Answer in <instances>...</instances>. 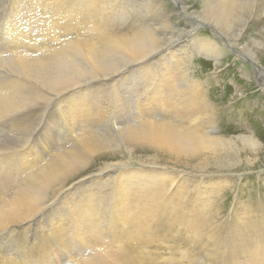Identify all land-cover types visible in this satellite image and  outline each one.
I'll return each mask as SVG.
<instances>
[{
    "label": "bare ground",
    "instance_id": "obj_1",
    "mask_svg": "<svg viewBox=\"0 0 264 264\" xmlns=\"http://www.w3.org/2000/svg\"><path fill=\"white\" fill-rule=\"evenodd\" d=\"M1 3L0 17L5 13L6 18L0 21V45L5 47L3 53L15 57V67L5 68L0 73V185L14 177L22 178L24 172L22 170L19 173L20 166L26 167V172L31 171L30 177L28 176L31 181H28L35 188L24 185L25 188L14 191L13 196L1 203L0 232L10 233L15 228L25 231L31 224L38 226L45 213L53 209L50 221L42 223L39 229L37 227L41 232L39 239L48 244L49 248L47 251L43 250V257L38 253L39 248L27 257L21 255L24 259L19 264H50L53 258L52 264L56 261L63 264L61 259L66 253L72 264H166L167 260L172 264H185L173 259L176 257L173 255L177 253L175 248H167L156 241L158 238L155 241L143 238L139 231L145 226L148 230L155 231L160 220L166 218L165 215H171L185 227L193 224L196 227L191 230L197 231L201 223L197 220V214L190 209L191 204L198 203L195 194L201 198L210 197L208 185L212 188L213 184L202 180L197 184V188L201 190L192 188L186 192L189 180L176 175L173 177L163 167L136 168L128 163H120L109 164L107 170L99 171L97 176H91L92 172L86 173L85 170V176H79L81 178L72 183L70 188H64L66 177L63 173L66 166H69L73 176L79 168L87 167L92 159L97 158L102 149L108 148L109 139L98 138L104 134H113V141L129 144L125 147L130 148L146 144L198 155L215 149L220 140L215 133L205 134L206 125H215L214 110L202 94L200 84L195 79L188 78L186 73L189 70L184 66H190L195 51L211 55L218 63L222 49L214 40L198 39L193 34L195 28L203 26L201 23L191 31L180 32V35L186 34V37L191 38L186 45L195 49L193 53L186 54L183 61L178 54L183 46L180 48L181 44L179 47L173 45L176 37L172 32L174 25L161 0H0ZM175 3L180 5L179 2ZM213 3L218 9L212 6ZM126 4L128 5L125 6ZM254 5L259 7L257 20L261 21L264 0H207L204 13L210 21L220 26L223 34L226 33L232 39L231 43H237L240 37L248 36L251 23L258 24L255 18L242 17L245 10ZM125 21L131 23L124 24ZM237 23L242 26H238L236 31ZM86 27L97 31L80 36L79 32ZM191 33L193 36H190ZM248 38L250 42L259 41L250 36ZM39 52H45L51 62L57 61L55 66H59L62 72L63 68L60 69V66L63 65L67 80H58V83L50 87L44 84H40L44 87L38 86L37 80L29 74L31 70L27 65L34 58L33 54ZM253 55V59L260 63L256 51ZM108 56L119 57L120 64L115 72L105 74L102 71L107 65ZM155 56L158 60L150 63ZM32 62L38 67L46 66V62L40 57L32 59ZM48 63L50 62L46 64ZM54 72L52 73L58 78L59 72L55 69ZM64 72L61 74H65ZM241 73L252 82L253 78L247 71L242 70ZM90 75L95 79L89 80L92 77ZM86 80L89 81L85 82ZM112 80H118L112 87L115 98L94 92L98 83ZM125 85L127 90L121 95V88ZM241 96L239 94L236 98ZM131 97L135 98L134 103L132 100L129 105L134 116L127 120L109 118L106 121L105 114L124 109L123 102ZM155 112L160 114L156 115ZM55 113L59 119L53 122ZM56 122L61 127L60 130L55 127ZM44 123V130L37 137L36 133ZM47 136L70 140L72 147L65 151L67 155H71L67 163H63L56 155L43 165L50 149L49 144H44ZM253 138L257 140L255 136ZM72 148L84 151L85 155H78L77 149V152L71 153ZM107 176L110 183L106 184L112 186L108 190H100L93 184L86 186L92 183V178L94 181V177L107 182ZM26 178L23 180L26 181ZM46 190L55 194L61 192L57 196H63V200L58 205L60 199L40 208V196ZM182 190V195H178L180 198L175 200L174 195ZM54 199L55 196L52 200ZM214 205L221 206L220 203H212L208 210L211 213ZM217 210L215 208L214 212ZM243 212L245 217L242 220L231 219L232 221L225 222L228 219L217 211L218 220L220 219L216 223L218 230L214 233L207 232V239L219 246L232 242L233 236L226 232L227 225L234 228L239 223L236 230L239 238L241 237L242 246L253 249L264 246L259 245L258 241L264 239V218L252 220L249 208H243ZM144 229L142 231L146 230ZM48 230L53 231L50 232L53 234L51 238L45 237L49 234ZM26 239L27 237L24 242ZM34 239L37 243L38 236ZM153 245L155 249L152 250L150 247ZM78 251L83 254L87 251L86 254H89L80 255ZM4 261L5 264H18L17 260Z\"/></svg>",
    "mask_w": 264,
    "mask_h": 264
},
{
    "label": "rangeland",
    "instance_id": "obj_2",
    "mask_svg": "<svg viewBox=\"0 0 264 264\" xmlns=\"http://www.w3.org/2000/svg\"><path fill=\"white\" fill-rule=\"evenodd\" d=\"M161 1L166 7L167 15L169 16L172 25H174L172 32L176 35V37L174 38L175 43L173 45L174 46L178 45L179 47V45L181 44L180 48L181 46H183V48H181L178 53L179 57H182L183 61L185 59L184 57L186 56V54H189L191 52L193 53L195 49L193 50L191 46L186 45L190 37H186V34L182 36L180 35V32H183V30L191 31L193 27H196L201 23L203 26L195 28L194 33L193 31L192 33L198 39L209 38L211 40H214L218 45V47L222 49L218 63L212 57H210L211 55H207L203 52L195 51L193 53V59L191 60L190 66L189 65L184 66L186 67V69L189 70L186 73L188 78L192 80L195 79L194 81H197L200 84V89L202 91V94L206 96V98L210 103L211 108H213L214 110L215 118H216L215 125L213 126L212 124L206 125L205 134L211 135L215 133V136L220 140L218 142L219 145L214 147L215 149L204 152L203 154L202 153H200L199 155L190 154V153L184 154L179 151L176 152L175 150L173 151L165 148L161 149L159 147L155 148V146H150V145L149 147L146 144L144 145L139 144L136 147L134 146L133 148L125 147L129 144H124L120 141H113L112 140L114 136L113 134H110L112 136H110L109 134H104V136L98 138H100V140L109 139V141H107L109 143L108 146L109 149L108 148H105L104 150L102 149L98 153L97 158L92 159L87 167L79 168L78 171L73 174V176H71V172L69 169L70 167L66 166L64 170L65 174L63 173V176L66 177L64 188L66 187L70 188V185L72 183H76V181L79 178L85 176L87 171H91L92 172L91 176H95L96 174L98 175L99 171L107 170L106 167L109 164L115 165L120 163L123 164L128 163L132 167H136V168L163 167L168 171L169 175H172L173 177H175L174 175H176L189 180L188 181L189 185H186L185 187L186 192L190 191L192 188L198 189L197 184L202 180L205 182L207 181L213 184L212 188L210 185H208L210 187L208 192H211L210 197L206 198L203 196V198H201L198 194H195V196L197 195L196 198L198 199V203L197 204L192 203L191 204L192 207L190 208L194 213L197 214V220H199V222L201 223V224L199 223L200 225L198 230L194 231L196 234H194V232L191 230V228L193 230L195 229L194 228L195 225L190 224V226L186 225L185 227V225L180 224V221L178 219H177L178 221H176L174 220L175 218L172 217L171 215L169 216L165 215L166 218L163 219L166 221L164 222L163 219L160 220L159 222L160 225L155 231L148 230V227L145 226L144 228L146 230L143 228L145 231H142L143 229L139 231V234L141 233L140 236L141 237L144 236L143 238L148 237V239H152L154 241L155 238H158V240L156 241L160 242L167 248H175L177 253L173 255L176 256L173 259L175 261H181V263L184 262L185 264H264V246L253 249V248H247V246L245 245L244 246L241 245L242 240L241 237L239 238L238 235L239 232L236 230L237 229L236 227L239 223L234 225V228L233 226L227 225L226 232L230 233V235L233 236V240L232 242L230 241L227 242L225 245L223 244L221 246L214 245V242L208 240L206 236L207 232L214 233L216 230H218L216 223H219L220 219L218 220L217 211L220 212V214L222 215L224 214L223 215L224 218L228 219V220L224 219L225 222L232 221L231 219L236 221L242 220L245 217L243 208L245 209L249 208V210L252 211L253 214L252 213L249 214L252 220H260L258 218L261 217L264 218V28L261 27L264 26L263 23L264 8L261 9L262 12L261 21L257 20V17L259 15V7L257 5L248 7V9L245 10V13L242 15V17L246 16L249 19L255 18L258 21V24L255 23L250 24L248 36L258 39L259 41L250 42L248 36H244V37H240L237 40V43L234 42L231 43L232 39H230L226 35V33L223 34L222 31L220 30V26L215 22L210 21L208 19V15L204 13L207 0H161ZM211 1L214 2V0ZM175 2H179L180 5L176 4ZM127 5L128 4H126L125 6ZM215 5H216L215 3L212 4L214 8L218 9L217 5L216 6ZM183 6H187L188 8L184 9ZM1 9H2V3L0 4V11H2ZM2 18L3 19L6 18L5 13L2 14V16L0 17V21L2 20ZM126 23L130 24L131 22L125 21L124 24ZM208 23H210V25ZM117 24H119V22ZM236 26H237L236 29L237 31L238 26L241 27L242 25L237 23ZM257 30L259 32H257ZM96 31L97 29L92 30L91 28L88 29V27H86L85 29L79 32V35L82 36L86 33L93 34L96 33ZM192 33L190 36H193ZM179 37H181L182 39H179ZM233 39H235L234 36ZM141 43L142 40L140 41V44ZM0 50H1L0 51L1 52L0 73H1L2 71H5V68H11V66L13 68V66L15 65L13 63L15 62L14 60L15 57L13 58L11 55H7L3 53L2 51L5 50V47L2 45H0ZM254 51L257 52V56L260 58L261 61L260 63H257V61L253 59ZM44 53L45 52H39L33 54L34 58H31L29 60L30 64L27 65L28 68L31 71H33V72L30 71L29 74L35 80H37L38 86L41 87L44 86L50 87L51 85L58 83V80L65 81L64 78L66 79L67 75L64 72L63 65L60 66V69L63 68L62 70L65 74H61L63 72L59 70V66H55V64L57 65L56 63L57 61L55 62L54 60L53 62H51L49 60L51 58L46 56V53L45 54ZM39 57L41 59H44V63L45 62L46 63L50 62V63L48 64L45 63L46 65L45 68L42 66L38 67L37 64L35 65V63L32 62V59H36ZM113 57L114 56H108L109 59L106 61L107 65L103 69L102 73L105 74L112 73L117 70L120 64V58L119 57L113 58ZM46 59L48 61H45ZM157 60L158 57L155 56L154 59L150 61V63L153 64ZM72 61L76 62L75 59H73ZM51 63H53V66ZM46 68L48 69L46 70ZM57 68L58 70H56ZM54 69L56 72H59L58 78L55 77L56 74H54L55 73ZM133 70L134 69L132 68L131 71L133 72ZM242 70L247 71L248 74L251 75V77L253 78L252 82L248 81L245 77H243V74L241 73ZM128 73H126V75ZM92 75L94 74L92 73ZM35 77H37V79ZM92 79H95V77L92 76L89 80ZM89 80H86L85 82ZM117 82L118 80H112L106 83H98V88L94 92L98 94H102L109 98H115V95L112 92V87L115 86ZM40 84L42 85L44 84V86ZM126 86L127 85L122 86L121 89L123 93L121 95H124ZM239 94H242V96L241 98L237 99L236 97H238ZM133 98L134 97H131L128 101L123 102L124 109L117 111L116 113L105 114L107 118L106 121H108L109 118H113V119L117 118L119 121L123 119L127 120L130 119L132 116H134V112L131 110V107L129 106ZM155 114L159 115L160 113L155 112ZM53 118H54L53 122H55L56 120L59 119V116H57V114L55 113ZM44 127H45V123L41 125V128H39L38 132L36 133L37 137L44 130ZM55 127L57 128L59 127L57 126V122ZM60 128L61 127H59V130ZM59 130H58V134H59ZM253 136H255L257 140H255ZM50 138L52 137L47 136L46 139L44 140V144H49L50 149L47 151V153H49L47 154L48 157H46V159L42 162L43 165L47 163V160L50 162L52 158H54L53 156L56 155L59 156V158L63 163H67L71 155L70 156L67 155L65 151H68V149L72 147V143L70 142V140H68V138H63L59 136H54L52 139ZM67 142L69 143L67 144ZM122 147L125 148L119 149ZM76 149L77 148H72L71 153L76 151ZM78 151L79 152L77 151L76 152L78 155L81 154L80 155L81 157L85 155L84 151L81 150ZM18 167H19L18 170L19 173H21V171L23 170L22 173L24 172L25 174L24 173L22 174L23 176L22 178L17 177L18 179L17 178L15 179L14 177L12 180L6 182L3 185H0V193H1L0 205L4 200H7L11 196H13V194L17 190L21 188H25L27 187V185L28 187L35 188L34 184H32L33 186H31V182L28 181L31 179L29 178L31 171L29 170L26 172L24 171L26 167L24 168H20V166ZM14 169H12L13 172L16 170ZM85 170L86 173L83 172ZM26 177L29 179H27ZM25 178L26 181H24ZM106 178H108V181L103 182L102 180L100 181L99 178L96 179V177H94V181L92 178V183H88L86 186H90L89 184H93L98 186L100 190H108L112 188V186L106 184V183H110L109 177L107 176ZM23 182L24 183L27 182L29 184H24ZM24 185L25 187H23ZM18 186L20 188H18ZM36 187L38 190H40V188H38L39 186ZM7 189L9 190L11 189V190L9 191ZM182 193L183 190L178 191L174 195L175 200L179 199L180 198L179 196H181ZM58 194H55V192L53 193L50 190L44 191L40 196L42 203L40 204V208L41 207L44 208L47 205H52L56 203L57 200L60 199L57 203L58 205L59 202L63 200V196L58 197L57 196ZM53 196H55L54 200H52ZM212 203L214 204L220 203L221 206L219 207L214 205L215 207L212 208V213H211V211L208 210H210L209 207L212 206ZM215 208L216 210L218 208L216 212H214ZM201 214L204 215L205 218L201 217L202 216ZM52 216H53V209H49L42 217V223L47 224L52 218ZM40 225L36 226L34 224H31L29 226L30 228H27L25 231H22L23 229H17V228L15 229L13 228L14 230H12V232L10 233L1 231L0 232L1 235L0 264H5L6 261L4 260H13V261L17 260L19 262L16 261V263L19 264L21 262V259H24L23 256L21 255H26L27 257L36 248H39L38 253L40 257H43V250L47 251L49 245L46 243H42V240L39 239L41 235V232L38 230ZM50 230H48L49 234H47V236L45 237L51 238L53 234L50 232L53 231ZM4 233H6L5 235L7 237L3 236ZM13 234L14 237L12 238ZM35 236H38L37 243H35L36 242L34 239ZM25 237H27V239L24 242ZM2 238L3 239L6 238L7 240L4 239V241L6 240L4 242L2 241L3 240ZM28 238L30 239L28 240ZM14 239L16 241L13 242ZM17 241L19 243H17ZM28 241L30 244H28ZM248 241L249 244L252 245L251 241L250 240ZM258 241H259V245L264 244V239ZM6 242L7 243L10 242V244H7ZM5 243H6V248H5ZM22 243H25V245L23 246ZM245 244L247 245V242ZM251 245L249 246L251 247ZM25 246L27 248L29 247L31 248H29V250H26L27 248L26 249L23 248ZM238 247H241L240 250H238ZM150 249L152 250L155 249V245L151 246ZM247 250L250 253H248ZM256 250H259V252ZM23 251H25V253ZM28 251H30V253ZM86 252H84L83 254V252L80 251L79 254L85 255ZM244 252L246 253L244 254ZM2 254L4 257H2ZM17 254H19V256ZM66 254L62 256L61 262L63 264H72L71 261L67 259ZM18 257L20 260L18 259ZM53 260L54 258L51 259L50 264H52ZM27 263L30 264L29 262ZM53 264H60V263L56 261L53 262ZM166 264H172V263L170 261L168 262L167 260Z\"/></svg>",
    "mask_w": 264,
    "mask_h": 264
}]
</instances>
